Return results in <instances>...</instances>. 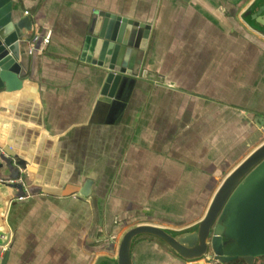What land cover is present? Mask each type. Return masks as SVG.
<instances>
[{
	"label": "crops",
	"instance_id": "1",
	"mask_svg": "<svg viewBox=\"0 0 264 264\" xmlns=\"http://www.w3.org/2000/svg\"><path fill=\"white\" fill-rule=\"evenodd\" d=\"M11 1L50 40L21 56L22 89L0 90V148L31 183L22 200L0 184L6 264H92L134 226H196L263 142L264 37L242 20L255 0ZM94 10L152 25L148 80L116 109L99 101L103 73L78 60ZM21 173L3 166L0 179ZM107 236L113 253L98 250ZM135 258L161 264L146 247Z\"/></svg>",
	"mask_w": 264,
	"mask_h": 264
},
{
	"label": "water",
	"instance_id": "2",
	"mask_svg": "<svg viewBox=\"0 0 264 264\" xmlns=\"http://www.w3.org/2000/svg\"><path fill=\"white\" fill-rule=\"evenodd\" d=\"M18 10L11 0H0V90L7 93L22 89L21 56L45 48L50 40V34L34 31L28 12ZM242 20L264 37V0H255ZM151 31L148 23L101 10L92 12L78 60L103 73L100 102L119 108L128 91L148 80L145 65ZM24 47L27 52L21 50ZM256 125L264 130V120L258 119ZM0 162V168L5 166L9 172L14 167L22 171L11 180L0 179V184L15 191L13 200L26 198L31 187L26 163L8 146L0 148ZM88 187L89 182L86 191ZM112 240L113 236L104 237L110 246L98 250L113 253ZM145 247L153 250L161 264H231L237 260L255 264L264 258V141L225 177L196 226L182 232L134 226L122 235L115 256H98L92 264H138L135 252ZM2 251L0 264H6L9 252L3 246Z\"/></svg>",
	"mask_w": 264,
	"mask_h": 264
},
{
	"label": "trees",
	"instance_id": "3",
	"mask_svg": "<svg viewBox=\"0 0 264 264\" xmlns=\"http://www.w3.org/2000/svg\"><path fill=\"white\" fill-rule=\"evenodd\" d=\"M231 264H245L242 260H237ZM255 264H264V258L256 260Z\"/></svg>",
	"mask_w": 264,
	"mask_h": 264
},
{
	"label": "rangeland",
	"instance_id": "4",
	"mask_svg": "<svg viewBox=\"0 0 264 264\" xmlns=\"http://www.w3.org/2000/svg\"><path fill=\"white\" fill-rule=\"evenodd\" d=\"M262 141H264V132L262 133V136L260 137Z\"/></svg>",
	"mask_w": 264,
	"mask_h": 264
},
{
	"label": "built area",
	"instance_id": "5",
	"mask_svg": "<svg viewBox=\"0 0 264 264\" xmlns=\"http://www.w3.org/2000/svg\"><path fill=\"white\" fill-rule=\"evenodd\" d=\"M2 255H3V251H2L1 254H0V259H1Z\"/></svg>",
	"mask_w": 264,
	"mask_h": 264
}]
</instances>
